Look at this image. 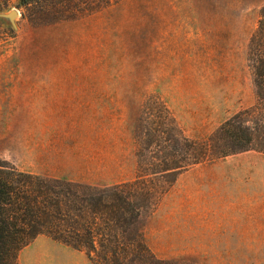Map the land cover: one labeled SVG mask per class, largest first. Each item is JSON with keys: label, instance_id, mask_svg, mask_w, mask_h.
I'll list each match as a JSON object with an SVG mask.
<instances>
[{"label": "rangeland", "instance_id": "rangeland-1", "mask_svg": "<svg viewBox=\"0 0 264 264\" xmlns=\"http://www.w3.org/2000/svg\"><path fill=\"white\" fill-rule=\"evenodd\" d=\"M21 2L0 0V158L20 170L128 180L151 96L199 140L257 101L248 45L264 0H117L57 21ZM14 9L15 24L1 15ZM142 220L164 264H264V151L184 170ZM18 264L95 263L41 234Z\"/></svg>", "mask_w": 264, "mask_h": 264}, {"label": "trees", "instance_id": "trees-1", "mask_svg": "<svg viewBox=\"0 0 264 264\" xmlns=\"http://www.w3.org/2000/svg\"><path fill=\"white\" fill-rule=\"evenodd\" d=\"M117 0H22L41 5L50 20L90 14ZM257 101L206 139L185 135L159 97L151 96L133 130L135 177L93 184L20 170L0 158V264H18L20 251L41 234L85 250L95 264H164L145 240L143 215L177 176L197 164L242 151H264V6L248 45ZM155 104V105H154Z\"/></svg>", "mask_w": 264, "mask_h": 264}, {"label": "water", "instance_id": "water-1", "mask_svg": "<svg viewBox=\"0 0 264 264\" xmlns=\"http://www.w3.org/2000/svg\"><path fill=\"white\" fill-rule=\"evenodd\" d=\"M18 14H19V12L16 9H14V10L10 11L9 13H6V14L1 13V15L8 17L13 24H15V17L18 16Z\"/></svg>", "mask_w": 264, "mask_h": 264}]
</instances>
